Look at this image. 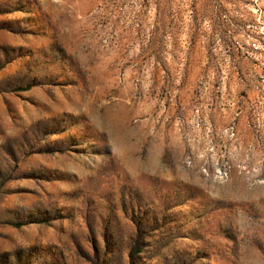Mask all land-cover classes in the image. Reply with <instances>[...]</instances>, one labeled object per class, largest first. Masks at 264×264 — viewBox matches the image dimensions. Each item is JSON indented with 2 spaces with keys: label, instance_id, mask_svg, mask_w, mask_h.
<instances>
[{
  "label": "rangeland",
  "instance_id": "rangeland-1",
  "mask_svg": "<svg viewBox=\"0 0 264 264\" xmlns=\"http://www.w3.org/2000/svg\"><path fill=\"white\" fill-rule=\"evenodd\" d=\"M0 264H264V0H0Z\"/></svg>",
  "mask_w": 264,
  "mask_h": 264
}]
</instances>
